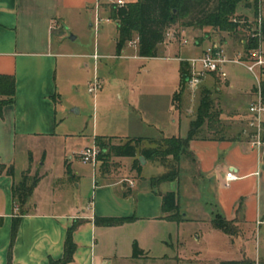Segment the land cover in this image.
I'll return each instance as SVG.
<instances>
[{
  "label": "crops",
  "instance_id": "1",
  "mask_svg": "<svg viewBox=\"0 0 264 264\" xmlns=\"http://www.w3.org/2000/svg\"><path fill=\"white\" fill-rule=\"evenodd\" d=\"M122 1L126 5L137 0ZM261 5L264 18V0ZM238 6L245 10L238 14L250 21L247 12L251 8ZM113 7H118L116 0H0V74L13 75L15 79L14 101L3 107L0 116V163L12 164L15 176L28 167L29 171L36 169V164L44 168L30 197V205L20 217L12 246L13 264H48L50 258H61L66 229L76 219H83L84 222L73 232L76 249L72 261L67 264H151L172 260L166 254H149L153 240L164 241L158 236V230L166 228L168 223H178L165 218L166 214L161 211V196L157 193L177 191L176 185L171 181L173 185L167 186L162 182L156 188L152 187L153 176L146 173H150L149 164L153 161L144 160L138 167L133 165L132 157L111 156L104 165L101 160H97L95 165L81 162L84 167L77 170L70 161H59L49 168L50 164L45 159L39 162L30 153V162L19 167L16 164L17 149L29 150L27 142L30 139L57 136L56 72L58 58L62 55L59 49L63 44V28L77 34L84 27L97 28L102 22L107 24L115 21L116 36L113 41L116 49L118 23L111 18ZM96 14L101 20L95 26ZM188 29L194 28L178 24V34L173 38L165 36L164 41L157 46V56L150 58L176 59L180 64L183 59L205 51L208 48L205 41L194 39L193 45L189 46V39L187 44L181 43ZM76 34L71 38L76 39ZM128 46L134 47V54L139 56L136 34L123 48ZM185 48L187 55L184 52L181 54ZM93 54L98 58L94 59ZM93 54L81 56L92 58L95 64L101 55L95 51ZM207 81L216 85L217 92L222 89L221 85L229 90L230 96L248 97L249 102L243 123L230 125L229 131L221 130L218 137L197 136L190 141V155L186 156L190 174L184 171V176L190 175L191 182L196 184L195 188L202 191L197 196L205 197L206 204L197 206L194 202V205L178 207V211L182 214V221L190 218L188 215L192 213L194 221L201 227L200 231L203 229V236L221 233L230 239L240 236L242 242H246L253 226H264V145L260 151L251 146L247 127L250 116L247 108L253 100L254 83L244 84L240 80L230 83L227 77L221 79L215 74H208ZM171 107L177 118L182 120V112L187 109L183 97L178 99V105L172 99ZM185 119L188 121V132L191 118ZM176 120L173 117L172 121ZM145 125L150 126L143 123ZM137 133L109 137L119 138L121 142L118 143L131 138L171 137L144 136V131ZM160 133L163 134L162 131ZM143 145H147V142L143 141ZM81 148L72 151L78 159ZM183 159L182 162L187 163L186 158ZM87 165H91L92 169L89 170ZM228 170H233L236 178L225 182ZM88 179L92 195H87L84 189ZM11 186L12 178L0 175V264L7 262L11 222L18 215ZM180 189L178 177V199L180 196L187 199L196 196L181 195ZM201 214H208L209 218L199 216ZM215 214L233 220L238 232L228 235L213 227L211 221ZM95 216L122 217L127 220L120 225L102 226L94 223ZM134 241L143 251L140 257L131 256ZM245 247L241 250V258L237 260L248 258ZM176 257L180 264L183 258L179 255ZM221 261L227 260L216 259L213 263L220 264ZM253 261L255 264H264V255L257 254Z\"/></svg>",
  "mask_w": 264,
  "mask_h": 264
},
{
  "label": "rangeland",
  "instance_id": "2",
  "mask_svg": "<svg viewBox=\"0 0 264 264\" xmlns=\"http://www.w3.org/2000/svg\"><path fill=\"white\" fill-rule=\"evenodd\" d=\"M261 4L262 0H258L256 13L252 8L247 12L252 23L257 21L259 16L262 17ZM240 5L243 6V3ZM241 12H245V10L237 6L234 16H239L238 13ZM115 28V21L107 24L102 22L97 28L84 27L79 29L77 34L63 28V44L59 49L62 55L58 58L56 72L57 136L30 139L27 142L29 150L22 151L18 148L16 151V164L18 167L30 162V153H32L33 158L35 160L39 159V162L45 159V162L48 165L50 164L49 168L53 163L70 161L77 170L82 169L84 165L81 164L78 157L73 155L72 151L78 147L81 148V146V149L91 146L94 135L108 136L104 140L115 143L121 142L120 139L115 137L109 139V136L142 131L145 132L144 136L151 137H159L160 135L185 137L188 127V121L185 118H195L199 99L204 92L208 93L211 100L209 111L218 113L217 120L219 123L214 126L218 128V131L207 129L208 123L206 121L197 136H219L221 130L226 129L225 131H229L232 127L230 125L243 123L242 120L249 98L230 96L229 90L221 85L220 88L222 89L217 92L216 85L214 86V83L207 81V75L202 78L195 92H192L187 85L184 86L180 97H183L184 107L187 109H184L182 120H179L171 107L172 99L178 89V60L165 57L137 56L134 54V47L132 46L123 48L119 55L116 54L113 41L116 36L114 34ZM169 30L177 35L178 24L171 26ZM75 34L77 38L72 39L71 37ZM196 34L198 36H195ZM184 36L182 38L190 40L188 46L193 45L194 39H197L198 42L205 41L208 48L213 43H220L229 57L241 56L244 58L239 34L213 31L210 27H206L203 30L188 29ZM262 47L264 49L263 45ZM94 51L101 55L99 61H96L95 64L92 58L81 56V54H93ZM183 52L186 55L188 53L186 48L181 54ZM225 71L230 83L239 80L244 84L254 83L253 77L249 75L250 73L248 72V74L240 65L227 64L225 65ZM94 80H98L99 88L92 93L88 91V88ZM235 113L237 115H234ZM173 117L177 119L175 122L172 121ZM143 123L150 126H143ZM68 156H72V158L70 159ZM184 158L187 162V157ZM168 159L171 160V156ZM182 160L184 159L179 162L180 173L178 176L181 195L185 193L186 195L192 196L191 194H193L196 196L190 199L180 196V199H178L179 208L195 203L197 206H204L206 204L205 197L197 196L202 191H198L194 186L196 184L190 180L189 162L184 163ZM159 166L160 164L157 161H153L152 164H149L150 173L146 174H151L154 177L168 171L171 165L167 167ZM87 168L92 169L91 165H87ZM43 170V167L40 168L36 164V169L29 171L28 167L23 172L24 175H29L32 179L34 176L40 178L44 172ZM184 171L189 172V174L184 176ZM178 177L173 181L174 186L176 185L177 194ZM19 179L18 174L15 181ZM164 184L167 186L173 185L170 182ZM84 189L87 195L93 194L89 179L85 181ZM30 199H28L25 207L30 205ZM179 213H181L180 210ZM188 216L191 217L185 221L168 223L166 228L161 227L158 230V236H161L164 241H160V239L153 240L149 254L151 256L166 254L171 256L172 260L155 261L151 264H179L176 257L178 255L184 259L180 260V264H214L213 261L216 259L237 260L241 258V250L245 246L248 259L254 260L257 254L264 255V226L261 228L253 226L249 234L250 238L246 242H242L240 236L230 239L223 237L221 233L203 236V229L200 231V225L194 221L195 216L192 213ZM199 216L209 218L208 214Z\"/></svg>",
  "mask_w": 264,
  "mask_h": 264
},
{
  "label": "trees",
  "instance_id": "3",
  "mask_svg": "<svg viewBox=\"0 0 264 264\" xmlns=\"http://www.w3.org/2000/svg\"><path fill=\"white\" fill-rule=\"evenodd\" d=\"M241 3H243V7L252 8L255 13L257 12L258 0H137L135 3L113 7L111 18L116 19L118 23L116 54L119 55L125 43L131 41L134 34H136L138 55L141 57L157 56L158 44L164 41L167 30L175 24L199 30L210 27L213 31L239 34L241 36L240 39L244 40L243 43L241 42L242 51L246 52L249 48L257 46L259 41H264V18L261 19L260 23V38L254 37L251 31L252 24L247 22V17L243 15L234 16L237 6ZM233 18L238 21H234ZM239 20L243 22H239ZM241 30L245 31V33ZM178 71V89L173 97L174 104L177 105L178 99L180 100V96L186 85L188 65L185 61L180 62ZM261 87L262 98L264 100V81L261 83ZM14 94V76L0 74V116L2 115L3 107L13 103ZM210 107V97L208 93L204 92L199 99L195 111V118L191 119L185 137L171 136L157 139L140 137L131 138L123 143H115L110 140L105 141L104 138L106 137L96 136L94 143L100 149L98 160H101L102 165H104L111 156L132 157L133 165L139 167L140 160L137 157L142 156L145 160L157 161L163 167L171 165L168 171L151 177V185L153 188H156L162 182L174 181L180 173L179 162L184 157L190 155V141L197 137L202 125L207 121L210 130L218 131V128L214 127L215 124H218V113H211L209 111ZM143 141L147 142V145H143ZM169 156H171V160L168 159ZM2 174L12 178L11 195L12 200L18 208V215L11 222L6 262V264H13L11 255L12 246L16 237L20 217L26 212V203L39 177L34 176L31 179L29 175H24V172H22L19 175L20 179L15 181L14 166L12 164L0 163V175ZM157 193L161 196V211L166 214L165 218L177 222L181 221L182 214L177 211L179 207L177 191L168 190L164 193L157 191ZM126 220V218L122 217H94V223L102 226L120 225ZM83 222V219H76L66 229L62 257L57 260L50 258L48 264H67L72 261L76 249L73 232ZM1 223L2 218L0 217V225ZM211 223L213 227L228 235H235L238 232V227L234 221L226 220L220 214H215ZM142 255V249L134 241L132 243L131 256L140 257ZM220 264L255 263L251 259L243 258L241 260L221 261Z\"/></svg>",
  "mask_w": 264,
  "mask_h": 264
},
{
  "label": "built area",
  "instance_id": "4",
  "mask_svg": "<svg viewBox=\"0 0 264 264\" xmlns=\"http://www.w3.org/2000/svg\"><path fill=\"white\" fill-rule=\"evenodd\" d=\"M118 6H123L124 2L122 0H116ZM262 17L259 16L257 21L252 23L251 31L254 37L260 38V23ZM101 18L96 14L95 16V26L99 23ZM234 21H238L233 18ZM239 22H243L239 20ZM166 38H173L175 34L173 32L167 31ZM189 41L186 38L181 39L182 44H187ZM244 42V41H243ZM92 57L97 59L98 56L93 54ZM188 65V74L186 76V85L192 91L199 87L202 78L208 74H215L221 79H226L227 74L225 71V65H241L243 66L254 79V90H253V100L249 103L247 111L250 115L247 120L248 136L250 139L251 146L257 151H260L261 147L264 145L263 134V113H264V100L262 98V87L261 83L264 81V49L262 47V42L259 41L258 45L249 48L244 52V58L241 56L229 57L226 54L225 49L220 43H213L208 49L203 51L201 54L196 56H190L183 59ZM99 88L98 80H94L93 84L88 88L89 92H95ZM100 149L95 143L91 146H86L81 149L78 153L79 159L82 163H88L95 165L98 160V154ZM236 176L233 170H228L225 173V182L235 179ZM132 185V182H129Z\"/></svg>",
  "mask_w": 264,
  "mask_h": 264
},
{
  "label": "water",
  "instance_id": "5",
  "mask_svg": "<svg viewBox=\"0 0 264 264\" xmlns=\"http://www.w3.org/2000/svg\"><path fill=\"white\" fill-rule=\"evenodd\" d=\"M139 160H140L141 163H143L145 159L142 156H140Z\"/></svg>",
  "mask_w": 264,
  "mask_h": 264
}]
</instances>
